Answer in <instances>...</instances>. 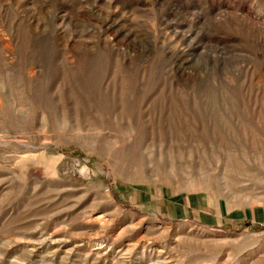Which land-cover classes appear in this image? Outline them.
<instances>
[{"label":"rangeland","instance_id":"rangeland-1","mask_svg":"<svg viewBox=\"0 0 264 264\" xmlns=\"http://www.w3.org/2000/svg\"><path fill=\"white\" fill-rule=\"evenodd\" d=\"M0 264H264V0H0Z\"/></svg>","mask_w":264,"mask_h":264}]
</instances>
